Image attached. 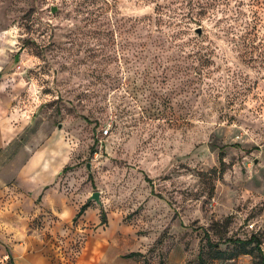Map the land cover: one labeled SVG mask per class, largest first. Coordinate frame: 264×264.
<instances>
[{
	"label": "rangeland",
	"instance_id": "1",
	"mask_svg": "<svg viewBox=\"0 0 264 264\" xmlns=\"http://www.w3.org/2000/svg\"><path fill=\"white\" fill-rule=\"evenodd\" d=\"M254 12L264 0H0V84L23 129L1 166L16 185L0 191V264H199L201 245L207 264H254L213 258L205 236L228 252L264 238V47L223 31Z\"/></svg>",
	"mask_w": 264,
	"mask_h": 264
},
{
	"label": "trees",
	"instance_id": "2",
	"mask_svg": "<svg viewBox=\"0 0 264 264\" xmlns=\"http://www.w3.org/2000/svg\"><path fill=\"white\" fill-rule=\"evenodd\" d=\"M220 2V0H214V2ZM212 5L215 3L211 2ZM167 6V5H166ZM164 6H160L159 9L157 8L155 21L159 23L160 25L163 24L165 26H170L173 22L170 20H167L165 18L166 12L163 10ZM238 17L241 15L246 16L245 13L237 10ZM252 20L243 19V23L241 24L243 27L238 28L234 27L232 24H229L226 29H223L226 35L230 36V41L232 42L233 49L240 51V52H254L256 50L262 49L264 47V37L259 34V31L262 27H264V20H261L259 17L255 19V12L253 14ZM224 22V21H223ZM179 24L176 23V26ZM238 31V32H237ZM240 31H242L241 34ZM181 34H187V32L184 31H178L177 33H172V37L175 39H179ZM198 39V38H197ZM196 38H190V42H193L194 50L193 54L199 56L197 59L200 61V63L207 65L209 63V56L212 54V52H208L205 49V46L198 42ZM186 42L184 43V45ZM187 45V44H186ZM256 61V60H253ZM252 62V61H251ZM220 162L222 165L225 164L224 161V151H221L220 154ZM147 181H149L152 184V179L146 176ZM154 191V190H153ZM152 191V192H153ZM90 206V202L85 203L81 210L79 211L78 215H81L86 211V209ZM103 219H105V216L103 214ZM205 236L207 238V243L209 247H214L216 250L213 252V258L216 259H222V258H230L234 259L239 255L245 254V255H251L254 258V264H264V251L262 249V245L264 243V238L259 236L257 233L252 234L249 238L241 239L237 238L234 240L236 243V248L233 251H226L221 250L219 248V245L217 243H213L209 233L205 232ZM141 255V252H131L128 254L129 257H135ZM198 261L199 264H207L206 258L204 257V245H201V250L198 255ZM12 264H15L12 262Z\"/></svg>",
	"mask_w": 264,
	"mask_h": 264
},
{
	"label": "crops",
	"instance_id": "3",
	"mask_svg": "<svg viewBox=\"0 0 264 264\" xmlns=\"http://www.w3.org/2000/svg\"><path fill=\"white\" fill-rule=\"evenodd\" d=\"M9 97H10V95H8V93H6L3 86H1V84H0V167L4 166L5 168L9 167L11 165V162H12V161H9V164H8V163H6V161H4L5 155H6V153H8L7 150L10 151L12 149L11 144H12V140L14 139V136L17 135L19 132L21 133V131L23 130L22 128L21 129L20 128H13L11 126L12 119H11V115H10L11 114L10 113L11 112L10 111L11 105L9 102L10 101ZM20 147H21V144L19 145L20 152L23 149L27 150V147H24V148H22V147L20 148ZM37 152H38V150L34 151L31 155L30 159L29 160L27 159V161L23 164V166L21 165L20 171L21 172L23 171V173H24L23 178L26 181L29 180V178L32 175V172L37 169L38 165H40V164L43 165L42 163L39 162V158H38V160L36 162H34V164L32 166H30L32 163V160L34 161V157H36V158L38 157ZM29 166L31 167L30 170L28 169ZM4 167L0 168L1 169V171H0V191L4 188L3 186L6 187V185L9 186V184H10L11 186L15 187V185H16V182H15L16 179L12 178V176L10 175V172L12 170L5 172ZM27 172L28 173L30 172V173L28 174ZM34 173H36V172L34 171ZM38 183L40 184V186L45 184L43 182V180H41ZM23 189L26 190L28 188L24 187ZM37 197H38V195H37ZM105 256L98 258L97 261H104ZM12 262H14V261H11L10 263L12 264Z\"/></svg>",
	"mask_w": 264,
	"mask_h": 264
},
{
	"label": "water",
	"instance_id": "4",
	"mask_svg": "<svg viewBox=\"0 0 264 264\" xmlns=\"http://www.w3.org/2000/svg\"><path fill=\"white\" fill-rule=\"evenodd\" d=\"M57 8H54L53 10L55 11ZM196 32L199 35H202L203 30L201 27L196 29ZM88 167L90 168V164H88ZM90 200H95L96 202H98L99 205H103V202L101 201V192L99 190L95 191L92 193V195L90 196Z\"/></svg>",
	"mask_w": 264,
	"mask_h": 264
},
{
	"label": "built area",
	"instance_id": "5",
	"mask_svg": "<svg viewBox=\"0 0 264 264\" xmlns=\"http://www.w3.org/2000/svg\"><path fill=\"white\" fill-rule=\"evenodd\" d=\"M108 132H109V129L106 128V129L104 130V133H105V134H108ZM251 226H252V225H251Z\"/></svg>",
	"mask_w": 264,
	"mask_h": 264
}]
</instances>
